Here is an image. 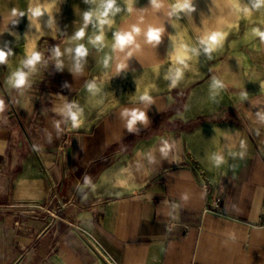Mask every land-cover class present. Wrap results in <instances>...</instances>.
Here are the masks:
<instances>
[{
    "label": "crops",
    "instance_id": "0c3cea01",
    "mask_svg": "<svg viewBox=\"0 0 264 264\" xmlns=\"http://www.w3.org/2000/svg\"><path fill=\"white\" fill-rule=\"evenodd\" d=\"M30 1L0 0V264H264V38L179 85L138 36L97 42L89 0L38 18ZM65 201L66 221L39 207Z\"/></svg>",
    "mask_w": 264,
    "mask_h": 264
},
{
    "label": "rangeland",
    "instance_id": "374dc122",
    "mask_svg": "<svg viewBox=\"0 0 264 264\" xmlns=\"http://www.w3.org/2000/svg\"><path fill=\"white\" fill-rule=\"evenodd\" d=\"M66 1L31 0L32 3L27 9L30 11L38 6H32L33 3H41L38 7L45 17L56 8L63 11ZM109 2L110 0H89L90 9L97 17L95 21L105 27L99 35H103L109 42L116 40L117 33L138 36L143 55L148 49L153 51L150 62L152 70L159 77L174 76L176 84L179 85L189 86L205 78L220 57L231 46L235 47L237 39L250 35L252 30L256 33L255 28L264 25V8L255 9L254 0H157L159 7L152 0H115L110 11L106 8ZM237 2L241 9L251 8L252 14L245 15L242 10H238L235 6ZM183 3H188V7L176 8L177 4ZM106 11L107 16L104 15ZM137 20H149L150 23L137 25L134 23ZM133 28H139L140 32H133ZM128 29L130 31L123 32ZM150 30L161 31L159 42L149 40ZM214 32L226 33V36L215 50L209 52L207 43L203 41ZM180 59L184 62L180 63ZM178 69L182 73L179 79L176 77ZM66 203L67 201L58 204L57 210L61 206H67Z\"/></svg>",
    "mask_w": 264,
    "mask_h": 264
},
{
    "label": "clouds",
    "instance_id": "9594fccd",
    "mask_svg": "<svg viewBox=\"0 0 264 264\" xmlns=\"http://www.w3.org/2000/svg\"><path fill=\"white\" fill-rule=\"evenodd\" d=\"M115 0H110L109 3L106 4V8L110 11L113 6H114ZM152 3L156 6L159 7V3L157 2V0H152ZM235 6L237 7L238 10H242L245 15H251L252 14V9L249 7H243L242 9L240 8L239 3L237 2L235 4ZM188 7V3H183V4H177L176 8L177 9H183V8H187ZM253 7L257 10L264 8V0H254L253 3ZM50 11V8L48 9ZM30 11L32 12V15L34 17H41L42 16V11L41 8L36 7V8H32L30 9ZM129 11H132V7H131V2H129ZM15 14V12H14ZM108 12L106 11L104 13L105 16H107ZM21 15H23V13H21ZM85 19L86 20H91L92 19V15L86 13L85 14ZM106 21H101V23H105ZM256 34L261 36L262 38H264V33L260 32L258 29L255 30ZM133 32L135 33H139L140 29L139 28H133ZM85 36L84 31H80L79 33H77V37L78 38H83ZM226 33H222V32H214L212 33L209 37H207V39L205 41H203V43H207L208 48L207 51L211 52L213 50H215L220 44L221 42L225 39ZM148 38L150 41H156L159 42L160 38H161V31L160 30H150L148 32ZM104 37L103 35L96 37V41L97 42H101L103 41ZM116 43L123 48L125 45L131 44L134 40L133 34L132 33H126V34H120L117 33L116 34ZM185 51H187V49H185ZM10 52H6L4 50H0V64H3L7 61L8 55H10ZM57 54H59V50H57ZM77 54L79 56H85L86 53V49L84 47H80L79 49H77ZM42 57L41 54L37 51L34 50V46H33V50L29 52L27 58L23 61V65L24 67L27 68H35V66L41 61ZM180 63H183V59L179 60ZM182 75L181 71L178 69L177 73H176V77L177 79L180 78V76ZM176 81H173V84H175ZM9 83L11 84L12 87L16 88V89H23L28 85V73L25 72L23 69H18L17 71L13 72L11 74V76L9 77ZM219 86V85H218ZM143 100L145 101H149L150 97L148 95H145L142 97ZM4 101L0 100V112H2L4 110ZM79 112H71L70 113V117L71 120L73 122V127L78 126L79 124ZM132 119L129 123V129L131 130L132 127L139 121V122H143L146 117L145 114L140 112H133L132 114ZM223 160L220 157H217V165L219 166L220 163H222Z\"/></svg>",
    "mask_w": 264,
    "mask_h": 264
},
{
    "label": "built area",
    "instance_id": "2783aa9c",
    "mask_svg": "<svg viewBox=\"0 0 264 264\" xmlns=\"http://www.w3.org/2000/svg\"><path fill=\"white\" fill-rule=\"evenodd\" d=\"M212 199L213 200L211 201L210 205L212 207H218L220 205L221 199L216 197V196L212 197ZM39 207H40V209H42V210L44 209L47 213H49L51 215L52 219L66 221V219L63 218V208H65L66 206H64L63 208L61 206L60 209H58V210L57 209L56 210L49 209L47 207V205H42Z\"/></svg>",
    "mask_w": 264,
    "mask_h": 264
}]
</instances>
